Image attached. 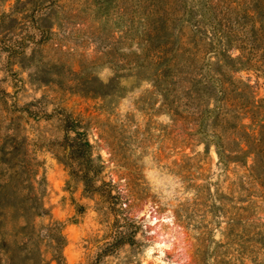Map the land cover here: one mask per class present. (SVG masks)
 <instances>
[{"label":"rangeland","instance_id":"rangeland-1","mask_svg":"<svg viewBox=\"0 0 264 264\" xmlns=\"http://www.w3.org/2000/svg\"><path fill=\"white\" fill-rule=\"evenodd\" d=\"M36 2L48 39L0 53V208L27 204L0 210V264L54 222L65 264H264V0Z\"/></svg>","mask_w":264,"mask_h":264},{"label":"trees","instance_id":"trees-1","mask_svg":"<svg viewBox=\"0 0 264 264\" xmlns=\"http://www.w3.org/2000/svg\"><path fill=\"white\" fill-rule=\"evenodd\" d=\"M19 4H21V6H17L15 9H13L11 14H6V13L0 14V53L2 52L5 54L7 59V64L14 63L18 59H25L24 52L26 45L31 41L32 42L34 41V43L37 44H41L45 42V40L48 39L52 30L51 27L46 25L43 26L40 21L35 20V15L43 8V6H41L38 2H36V0H28V2L19 1ZM19 11L25 12L23 14L24 15L23 18H21L22 20L21 22L15 16V14H17ZM27 19H29L28 20L29 26H26L24 24V22ZM29 28L32 29L33 32H29L27 30ZM36 34L39 35L38 41L35 40ZM228 61H233V59L229 58ZM99 86H100L99 91H101L104 85L100 84ZM94 93L99 94V92H94ZM65 123H66L65 143L69 151L81 150L82 147L84 148L91 147V144L89 143L88 140L85 141L80 140L81 134L80 132H78L76 128L77 124L70 116H67ZM71 132L74 134V136H70ZM249 151H250V147H248V151L241 150V154L250 153ZM5 188L6 186L3 187L2 190L4 191ZM85 188L88 189V181L85 182ZM6 201H7V197L4 196V198L1 199V203L5 205ZM23 202H26L24 198L19 204L16 203L17 206L7 204L4 207H1L0 210L4 211L6 210L5 207H8L14 210L15 212L18 213L20 212L21 217L24 218L27 214V210L25 209V207H27V204L24 205ZM36 205L38 211H44L46 212L44 216H49L47 210H45L43 207H40L37 203ZM34 216L35 217L41 216V214L38 212ZM114 223H119V219L115 217V220L113 221L112 224ZM115 229L113 227V232L111 231L112 242L106 247H109V249H115L125 243H129V244L133 243L134 241L133 238L123 234L122 232H118V229L115 231ZM16 230H17V236H22L25 238L29 237V241H34V243H31L33 249L27 253L29 255V258L24 259V261H19L14 254L8 251L7 260L9 264H21V262L26 264H41L43 261L39 258V252H38L39 250H37L41 241L48 242V247L53 251L52 259L48 264H52V263L65 264V259L62 255V250L65 247L67 241L61 233L62 228L60 223L54 222L48 225L47 227H45L46 237L41 236L34 229H30L27 227H18ZM30 230L32 231L29 232Z\"/></svg>","mask_w":264,"mask_h":264}]
</instances>
